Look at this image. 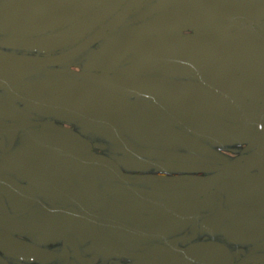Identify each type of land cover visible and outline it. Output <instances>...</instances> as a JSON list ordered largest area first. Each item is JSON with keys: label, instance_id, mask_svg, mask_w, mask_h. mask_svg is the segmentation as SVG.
I'll return each mask as SVG.
<instances>
[{"label": "flooded vegetation", "instance_id": "flooded-vegetation-1", "mask_svg": "<svg viewBox=\"0 0 264 264\" xmlns=\"http://www.w3.org/2000/svg\"><path fill=\"white\" fill-rule=\"evenodd\" d=\"M22 1L0 0V264H264V0H110L79 30L66 0L63 46L54 4L24 44Z\"/></svg>", "mask_w": 264, "mask_h": 264}, {"label": "rangeland", "instance_id": "rangeland-1", "mask_svg": "<svg viewBox=\"0 0 264 264\" xmlns=\"http://www.w3.org/2000/svg\"><path fill=\"white\" fill-rule=\"evenodd\" d=\"M110 0H98L96 2V0H87L86 4L88 5V9H87V15L86 17H83L82 14L80 15H76L71 17L70 21L72 28L74 29H78L81 27H83L84 22H86V24H89L91 22H93L96 18V14H100L102 11H105L106 9H108L111 5V3L109 2ZM54 4V10H53V20L49 21L48 23L44 24L43 27L40 28V30L42 29H46V28H50L51 26L54 27V37H53V43L55 46H63L66 44H79L80 43V38L78 36H74L72 35L71 37L65 36V35H61L59 34V31L61 32L64 28H66L67 24L69 22L63 21L62 19H59L57 16H59L60 14H62L63 12L67 11L68 9L74 8V7H79V1L76 2L74 1L71 4H67L66 0H23L22 1V8H23V12L25 13H29L28 15H24V19H23V23H24V28H23V39H24V44H35L36 40H32V34L29 30H33V27H35L36 25H40V19L41 14L43 15V13L41 12L42 8H49L50 5ZM34 25V26H33ZM46 38V37H45ZM44 38V39H45ZM85 38L90 39L91 41L89 42H81L80 45L83 44H88L90 45H94L96 44V38L95 37H89L86 36ZM126 37H118L115 38V42L116 45H120V46H127V41ZM70 41V42H69ZM41 42L38 41L36 44H40ZM130 44V43H129ZM135 45L140 46L142 44V42H134ZM135 53L138 52V50L136 49V46L134 48ZM123 54L128 53L127 50H123L122 52ZM140 53V52H139ZM143 53L139 54V55H134L133 58L139 60L140 58H142ZM23 60H30V58H26L23 54Z\"/></svg>", "mask_w": 264, "mask_h": 264}, {"label": "water", "instance_id": "water-1", "mask_svg": "<svg viewBox=\"0 0 264 264\" xmlns=\"http://www.w3.org/2000/svg\"><path fill=\"white\" fill-rule=\"evenodd\" d=\"M7 76V77H13V76H15L16 74H15V72L14 71H5V72H2V73H0V76ZM264 104V103H263ZM263 109H264V105H263ZM260 153L259 154H257V158H259L260 156H262L263 154H264V144H263V146L261 147L260 146Z\"/></svg>", "mask_w": 264, "mask_h": 264}]
</instances>
